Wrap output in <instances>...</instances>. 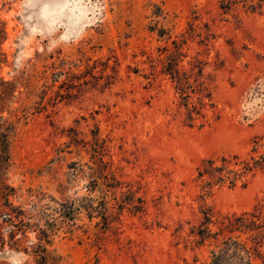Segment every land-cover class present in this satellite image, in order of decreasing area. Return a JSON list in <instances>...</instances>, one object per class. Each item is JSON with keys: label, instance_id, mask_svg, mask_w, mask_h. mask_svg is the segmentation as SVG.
<instances>
[{"label": "rangeland", "instance_id": "1", "mask_svg": "<svg viewBox=\"0 0 264 264\" xmlns=\"http://www.w3.org/2000/svg\"><path fill=\"white\" fill-rule=\"evenodd\" d=\"M221 1L0 0L4 178L48 240L26 229L0 264H208L224 236L252 245L219 229L264 212V0ZM221 158L251 169L198 175Z\"/></svg>", "mask_w": 264, "mask_h": 264}, {"label": "trees", "instance_id": "2", "mask_svg": "<svg viewBox=\"0 0 264 264\" xmlns=\"http://www.w3.org/2000/svg\"><path fill=\"white\" fill-rule=\"evenodd\" d=\"M243 5L249 9H256L259 7L262 0H242ZM235 4L232 0H222L221 8L228 12ZM160 32H163L161 30ZM2 30L0 27V36ZM175 65L172 60L168 66ZM176 68H169V73L173 74ZM177 77V76H175ZM11 84L0 79V109L3 107L11 88ZM179 93L184 94V90L180 83L177 86ZM200 91V90H199ZM184 97V96H183ZM202 105L203 103L200 102ZM193 108L196 109L195 105ZM11 124L6 120H0V249L5 244L10 248L16 250L20 249L23 242L24 232L26 229L33 228L37 232V246L40 247L42 241L46 240V234L37 226L36 223L30 222L31 217L20 206L14 205L10 202L9 196L12 195L13 188L9 186L4 178V170L9 165L8 152V138L11 133ZM208 165L202 170H199L198 175L202 177L204 174L213 175L218 173L216 182L229 181L233 184L237 177H240L246 171L251 169L247 163L242 166V170L230 168L231 162L226 158H221L220 165H214L213 160H208ZM211 184L210 181H205L202 189L205 191ZM205 223L210 222V216L204 215ZM227 230L229 232L239 231L243 233H250L249 238L252 245H248L246 240H238L232 235L224 236L219 244L211 251L210 260L208 264H251L252 254H259V247L264 243V212L260 209H254L251 212H243L237 216L227 219V223L223 225L219 231ZM5 231V233H4ZM5 234V235H4ZM18 234V237H17ZM201 238L204 240L208 237H214L217 232L211 233L208 228H204L199 232Z\"/></svg>", "mask_w": 264, "mask_h": 264}]
</instances>
